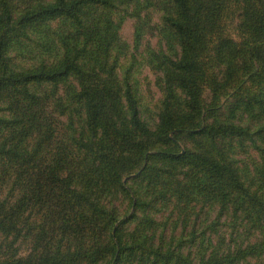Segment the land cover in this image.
<instances>
[{"label":"trees","instance_id":"16d2710c","mask_svg":"<svg viewBox=\"0 0 264 264\" xmlns=\"http://www.w3.org/2000/svg\"><path fill=\"white\" fill-rule=\"evenodd\" d=\"M0 264H264V0H0Z\"/></svg>","mask_w":264,"mask_h":264},{"label":"rangeland","instance_id":"374dc122","mask_svg":"<svg viewBox=\"0 0 264 264\" xmlns=\"http://www.w3.org/2000/svg\"><path fill=\"white\" fill-rule=\"evenodd\" d=\"M132 32H133V20L127 19L121 28L122 37L128 41H132ZM151 46H156L157 38L148 37ZM140 79V92L142 95V103L144 104V114L143 116L151 121L154 117L155 106L157 99L160 96L158 87L154 84V74L149 71L147 67H144L139 75Z\"/></svg>","mask_w":264,"mask_h":264}]
</instances>
